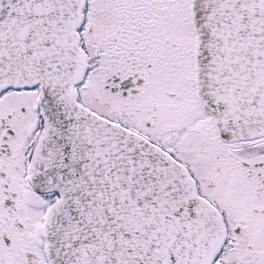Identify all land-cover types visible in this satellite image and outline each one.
Returning <instances> with one entry per match:
<instances>
[{"label": "snow or ice", "instance_id": "1", "mask_svg": "<svg viewBox=\"0 0 264 264\" xmlns=\"http://www.w3.org/2000/svg\"><path fill=\"white\" fill-rule=\"evenodd\" d=\"M0 264H264V0H0Z\"/></svg>", "mask_w": 264, "mask_h": 264}]
</instances>
